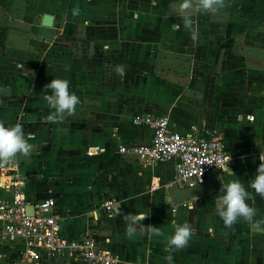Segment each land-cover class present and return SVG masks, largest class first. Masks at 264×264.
<instances>
[{
  "label": "crops",
  "instance_id": "obj_1",
  "mask_svg": "<svg viewBox=\"0 0 264 264\" xmlns=\"http://www.w3.org/2000/svg\"><path fill=\"white\" fill-rule=\"evenodd\" d=\"M189 2L0 0V121L22 124L33 145L0 166L24 179L26 201L54 199L63 237L89 236L128 264H168V237L184 222L193 231L177 248L186 252L182 264H264V198L250 187L264 156V0H216L211 9ZM45 14L50 28L41 25ZM56 77L80 100L62 121L47 119L53 110L44 99ZM146 114L166 116L182 134L222 136V187L245 186L252 219L226 227L218 190L181 201L177 160L148 167L122 154L120 146L149 144L151 132L132 123ZM141 213L148 215L129 235L130 218ZM21 250L0 243V264Z\"/></svg>",
  "mask_w": 264,
  "mask_h": 264
},
{
  "label": "built area",
  "instance_id": "obj_2",
  "mask_svg": "<svg viewBox=\"0 0 264 264\" xmlns=\"http://www.w3.org/2000/svg\"><path fill=\"white\" fill-rule=\"evenodd\" d=\"M132 123L151 132L150 142L120 146L119 151L148 167L177 160L173 183L181 188L204 183L210 172L220 174L228 163L224 139L218 134L209 138L182 134L173 129L166 116L157 114L135 115ZM0 189L8 192L7 199H0V243L22 247L10 264H41L57 258L87 264H128L89 236L63 237L54 199L26 201L24 179L14 169L0 166ZM28 206H33L32 215L26 211ZM112 208V202L105 207L107 211Z\"/></svg>",
  "mask_w": 264,
  "mask_h": 264
},
{
  "label": "clouds",
  "instance_id": "obj_3",
  "mask_svg": "<svg viewBox=\"0 0 264 264\" xmlns=\"http://www.w3.org/2000/svg\"><path fill=\"white\" fill-rule=\"evenodd\" d=\"M216 0H203L201 7L211 9L214 7ZM191 7L189 0H185L184 9ZM185 23H190L189 18L185 17ZM195 35V34H194ZM116 71L123 76L124 66L119 65ZM44 88L46 91L44 96L45 101L53 110L52 114L47 117L48 120H64L66 116L74 113L76 106L79 104V97L70 90L69 81L63 78H52ZM31 134H26L24 127L20 123L5 124L0 121V160L7 162L16 157L17 153L24 156L30 155L33 145L29 143ZM260 163L255 170V176L251 180L250 187L255 193L264 198V156L260 157ZM219 207L216 209V214L221 218L226 227L234 225L238 219L251 220L254 215V209L247 203L248 192L245 186L239 180H233L221 187L219 190ZM148 214H139L138 220L136 217L130 218L128 233L139 231L140 222H142ZM192 226L189 222L179 223L174 225L173 233L168 237L169 248H182L187 245L191 235ZM152 232L159 235V230L156 226H152Z\"/></svg>",
  "mask_w": 264,
  "mask_h": 264
},
{
  "label": "water",
  "instance_id": "obj_4",
  "mask_svg": "<svg viewBox=\"0 0 264 264\" xmlns=\"http://www.w3.org/2000/svg\"><path fill=\"white\" fill-rule=\"evenodd\" d=\"M54 18L52 15L45 14L42 17L41 25L46 28H50L53 25ZM174 186L179 187L177 184ZM222 187V182L219 173L212 171L207 175L204 183L196 184L194 186L181 188L182 200L184 202L191 201L193 199L202 197L209 193L215 192ZM26 211L29 215L33 214V206H28Z\"/></svg>",
  "mask_w": 264,
  "mask_h": 264
},
{
  "label": "trees",
  "instance_id": "obj_5",
  "mask_svg": "<svg viewBox=\"0 0 264 264\" xmlns=\"http://www.w3.org/2000/svg\"><path fill=\"white\" fill-rule=\"evenodd\" d=\"M178 254L181 255L180 264H182L183 261H184L186 252L184 250L177 249V248H172L171 249V253H170V258H169V263L168 264H172L173 263V258L175 257V255H178Z\"/></svg>",
  "mask_w": 264,
  "mask_h": 264
}]
</instances>
